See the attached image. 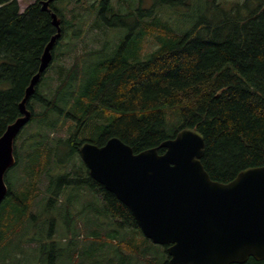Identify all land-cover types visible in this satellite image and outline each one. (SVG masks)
<instances>
[{"label":"trees","instance_id":"trees-1","mask_svg":"<svg viewBox=\"0 0 264 264\" xmlns=\"http://www.w3.org/2000/svg\"><path fill=\"white\" fill-rule=\"evenodd\" d=\"M158 1L174 4L173 14L178 7L186 8L182 18L187 27L175 24V29L161 22ZM50 8L62 20L63 29L53 52L55 61L61 41L75 27L56 4ZM84 9L96 24L128 29L127 38L116 45L105 40L102 49L77 53L71 67L57 70L58 83L49 91L52 78L46 74L53 63L42 76L28 102L33 112L28 125L37 124V134L24 143L38 141L29 143L34 151L27 156L22 197L9 189L12 203L0 210V243L10 221L18 217V224H24L38 197V192L29 196V191L33 185L37 188L39 179L47 178L45 192L54 201L62 199L67 187L99 196L118 227L132 233L131 239H123L120 250L151 255L155 244L143 235L131 210L90 177L80 148L85 142L103 146L117 137L137 154L193 128L204 136L202 163L213 180L229 183L242 171L263 166L264 0H155L149 11L141 4L127 15L115 12L111 0H95L91 5L84 2ZM52 11L43 10L42 0H32L24 11L19 0H0V138L21 116L20 103L57 33ZM84 26V20L78 21L75 38ZM149 36H155L158 46L143 57ZM62 128L67 135L53 137ZM15 155L19 157L16 149ZM55 168L59 178L54 177ZM54 182L58 188L52 190ZM6 183L9 187V180ZM164 248L163 261L153 255L146 263L169 264L168 246ZM245 264L264 261L251 258Z\"/></svg>","mask_w":264,"mask_h":264},{"label":"water","instance_id":"water-1","mask_svg":"<svg viewBox=\"0 0 264 264\" xmlns=\"http://www.w3.org/2000/svg\"><path fill=\"white\" fill-rule=\"evenodd\" d=\"M56 1L42 0L43 10L52 11ZM52 20L57 33L20 103L21 116L0 138V205L9 192L6 174L17 164L16 140L33 117L28 102L63 35L55 11ZM79 154L90 177L131 210L143 235L168 246L169 264L264 261V165L242 171L229 183L213 180L202 163L204 136L193 128L137 154L117 137L103 146L85 142Z\"/></svg>","mask_w":264,"mask_h":264},{"label":"rangeland","instance_id":"rangeland-1","mask_svg":"<svg viewBox=\"0 0 264 264\" xmlns=\"http://www.w3.org/2000/svg\"><path fill=\"white\" fill-rule=\"evenodd\" d=\"M94 1L58 0L55 3L63 11L66 20L73 24L74 29L78 21L82 20L85 26L86 23L88 26H84V31L78 38L74 37V29H70L61 41L62 47L56 54L58 56L53 62V67L46 74L52 78L47 91L58 83L57 70L60 66L71 67L77 53L83 54L102 49L105 40L116 45L121 39L127 38L128 29L119 31L116 28L105 27L104 24L94 23L91 13L84 9V2L91 5ZM234 1L244 2L245 0ZM111 2L115 12L127 15L132 11H137L141 4L149 11L155 0H111ZM158 2L160 5L156 7L159 8L157 17L161 22L175 29L177 28L175 24L184 29L187 27L182 18L183 12L187 11L186 8L178 7L177 13L173 14L170 12V7L174 4ZM19 3L23 11L32 3V0H19ZM194 4L195 10L196 2ZM157 46L155 36L147 37L142 56L145 57ZM35 108L37 111L41 110L38 105ZM32 134H37V124L27 125L18 136L15 149L17 156L19 152V162L7 172L5 177L10 182L9 189L13 196L19 198L22 197L23 182L27 181L28 162L30 161L27 156L34 151L29 143L38 141L35 139L36 141L24 143ZM65 135H67V130L62 128L53 137H64ZM61 151L65 152L64 149ZM58 156H62V153ZM55 172H59L56 168L54 177L59 178ZM47 187V178H41L37 181L39 191L34 185L30 189L29 196L38 192V197L32 204L31 214L24 219V224H18V217L15 221L8 223L11 227L6 231L5 240L2 244L0 243V264H147V258L153 255H157L160 262L166 258L164 246L156 244L150 252L151 255L147 256L133 254L125 249L120 250L123 239H131L132 233L118 227V224L103 209L100 197L94 195L92 191L67 187L62 199L54 201L45 192ZM51 188L52 190L57 189L58 184L52 183ZM8 199L6 198L0 205V210L4 211V204L12 203V197ZM5 221H9L6 216ZM1 241L2 236L0 235Z\"/></svg>","mask_w":264,"mask_h":264},{"label":"bare ground","instance_id":"bare-ground-1","mask_svg":"<svg viewBox=\"0 0 264 264\" xmlns=\"http://www.w3.org/2000/svg\"><path fill=\"white\" fill-rule=\"evenodd\" d=\"M38 100V99H37ZM31 101V100H30ZM198 131V130H197ZM75 133H76V131H75ZM73 135V134H72ZM75 135V134H74ZM73 135V136H74ZM71 141V140H70ZM83 143V142H82ZM41 158V157H40ZM70 182V181H69ZM88 184V183H87ZM87 184H85V185H87ZM91 185V184H90ZM31 198V197H30ZM30 202V201H29ZM121 244H122V242H121ZM120 245V244H119ZM136 251V250H135ZM55 252V251H54ZM50 263V262H49ZM75 264V263H74Z\"/></svg>","mask_w":264,"mask_h":264},{"label":"flooded vegetation","instance_id":"flooded-vegetation-1","mask_svg":"<svg viewBox=\"0 0 264 264\" xmlns=\"http://www.w3.org/2000/svg\"><path fill=\"white\" fill-rule=\"evenodd\" d=\"M18 159V158H17Z\"/></svg>","mask_w":264,"mask_h":264}]
</instances>
